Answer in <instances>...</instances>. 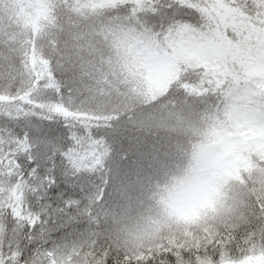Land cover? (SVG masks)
<instances>
[{
	"label": "snow or ice",
	"instance_id": "1",
	"mask_svg": "<svg viewBox=\"0 0 264 264\" xmlns=\"http://www.w3.org/2000/svg\"><path fill=\"white\" fill-rule=\"evenodd\" d=\"M0 264H264V0H0Z\"/></svg>",
	"mask_w": 264,
	"mask_h": 264
}]
</instances>
